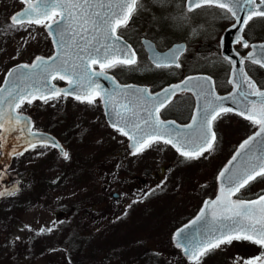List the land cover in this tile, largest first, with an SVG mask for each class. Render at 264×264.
<instances>
[{
  "label": "rangeland",
  "instance_id": "374dc122",
  "mask_svg": "<svg viewBox=\"0 0 264 264\" xmlns=\"http://www.w3.org/2000/svg\"><path fill=\"white\" fill-rule=\"evenodd\" d=\"M20 6L19 0H0V83L11 64L31 58L37 52L49 51L43 24L10 27V15ZM159 11H162L160 7ZM177 11H181L179 7ZM205 13L201 10L187 14L197 20V24L190 20L192 24L188 23V29L195 27L192 32L196 33L200 23L211 22V19L216 28L223 27L214 10L208 8ZM153 16L151 20L156 21L158 15ZM133 26L129 25L124 32L139 45L140 35ZM261 29L264 33V25ZM167 35L158 39L161 47L167 45ZM222 62L217 68L220 65L222 71L227 70ZM146 64L147 56L141 51L138 66L147 67ZM135 68L136 65L121 68V77L133 80ZM97 108L62 97L48 103L23 104L19 108L32 111L35 128H51L65 142L69 158H63L51 146L38 145L10 160L7 172L12 183L0 191L14 188L18 191L14 195L0 196V264H195L180 260L179 252L169 240L181 213L167 208L166 197L162 195L183 191L179 189L178 175L172 174L168 184L160 172L166 162L164 157L169 154L125 153L122 159L125 165L118 168L120 154L107 149L110 144H124L123 138L108 132ZM241 129L242 133L247 131L246 127ZM224 158V154L217 155L207 169L218 167ZM140 172L155 173L158 181L153 184ZM206 172V176H212ZM1 175L2 172L0 179ZM254 187L264 188V180ZM149 189L155 199L135 203L138 195ZM115 192L119 196L115 197ZM153 201L156 202L154 207ZM41 228L52 231L41 233ZM75 238L79 242L75 260H71L68 252ZM233 243L223 245V252L205 254L199 264H245L257 257L258 251L251 250L240 253L242 257L236 260L230 256L232 247L238 245L237 241ZM224 253L230 260L214 259ZM222 258L225 260H220Z\"/></svg>",
  "mask_w": 264,
  "mask_h": 264
},
{
  "label": "snow or ice",
  "instance_id": "6c2138e0",
  "mask_svg": "<svg viewBox=\"0 0 264 264\" xmlns=\"http://www.w3.org/2000/svg\"><path fill=\"white\" fill-rule=\"evenodd\" d=\"M21 2L26 6L11 17V28L39 25L44 19H51L49 14L55 9H63V14L44 25L57 47L56 54L47 59L37 56L30 65L16 66L7 74L8 78L4 82L6 87H0V129H4V132H0V141L4 140L9 131H20L27 133L24 137L27 142L24 151L36 147V143L29 139L35 138L36 142L44 147L51 143V146L58 148L60 155L67 159L69 153L58 142L33 132L30 119L18 113L16 109L25 102L31 104L36 99L44 103L58 100L61 94L63 98L74 95L76 100L89 104H94L95 97L100 96L111 126L132 141L133 155L142 152L145 147H151L152 143L162 141L172 145L186 159H192L212 149L216 140L215 133L211 131L212 122L222 114L236 111L254 125H259V130L240 145V150L229 161V164L233 161L237 163L231 169L225 168L220 176L224 178L229 193L238 192L258 177L264 178V91L256 87L243 68L234 67V60L223 57L233 65V76L239 77L238 81H228L235 87L228 96L217 95L210 78L203 77H188L183 81L182 87L177 84L153 95L148 88L122 86L105 72L107 68L117 65L132 66L137 62L130 45L115 34L116 26L121 23L118 18L123 16L126 22L128 16L125 12L127 10V13H131L136 0ZM202 4H216L224 10L226 16L230 14L241 24V32L243 25H247L253 17H264V10H259L264 6V0H260V4H257L256 0H189L188 10L191 11ZM240 13L246 14L242 23ZM235 42L241 43L242 37L237 36ZM146 46L151 51V61L156 68L172 65L179 67L177 61L182 50L180 47L162 55L150 43ZM242 46L248 48L249 44L243 41ZM253 47H258V51L250 52L244 59L264 67V45ZM91 64H99L100 70H93ZM61 73L69 78L67 89L56 88L51 83L55 77L65 79L66 76ZM101 79L108 82L109 88H104L99 83ZM95 89L100 91L95 92ZM193 89L198 105L190 124L180 127L175 121L165 122L159 118L160 110L170 104L177 90ZM253 96L258 99H250ZM226 103L235 107H225ZM258 105L260 119L255 118ZM5 123H8V128H5ZM16 154L22 155L23 152ZM16 191L18 188L0 191V196L14 195ZM205 209L207 211L202 209L191 226L185 225L175 233L176 247L181 248L196 264H199L201 256L222 245H230L233 241H250L264 247V194L256 200L238 199L229 204H225L222 197H217L211 202L206 201ZM45 231L50 232L52 229H40L41 233ZM245 264H254V261H245Z\"/></svg>",
  "mask_w": 264,
  "mask_h": 264
},
{
  "label": "flooded vegetation",
  "instance_id": "af4514ba",
  "mask_svg": "<svg viewBox=\"0 0 264 264\" xmlns=\"http://www.w3.org/2000/svg\"><path fill=\"white\" fill-rule=\"evenodd\" d=\"M175 1L176 0L139 1V6L136 10V23L134 24L133 29L138 32V35H140V42L139 45H137L135 42H132L137 52V62L135 64L136 68L133 72V75H135V77L133 80H130V82L145 85L148 87L151 93H156L165 86L182 80L187 75L206 73L213 78L215 89L218 93L226 94L231 92L234 89V84H230L228 83V81L231 77L233 65L227 60L223 59V57L225 56L223 55L222 38L225 32L231 26L236 24V19L234 17H231L230 14L226 16L224 10L220 9L216 4H202L200 7L194 8L193 10L189 11L186 7V0H177L178 3H175ZM256 2L257 4H260V0H256ZM159 7L160 9H162L161 12H157V9ZM178 7L181 10L180 12L177 11ZM208 8L214 10L215 15L218 17V19L222 20L223 27L216 28L215 21L210 18L212 20L211 22H206L205 20L204 23H200V26L196 30V33H193L192 29H194L195 27H191L188 29L187 25L189 22L190 24H192L191 21L197 24V20L195 21L191 19L189 16H187V14L189 15L190 13H195L197 11L201 12V10H203V12L205 13ZM153 15H158V21H154L153 19L151 20V18L154 17ZM207 16L209 17V15ZM207 16H205V19L207 18ZM54 18L55 17H51L49 21ZM47 22L48 21H43L39 25L42 26L43 24V27L45 29L44 25ZM263 25L264 17H253V19L250 20L247 25H243V31H240L238 34H236V37H242V42L236 43V37L233 39L232 46L243 59L253 50L254 44L264 42V33L262 30L263 28L261 29V26ZM150 29H154L160 35L155 34V31L151 32ZM45 32L49 51L46 53L42 51L40 53L37 52L33 56H31V58L20 61L31 62L37 55L50 56L56 51V47L53 43L51 35H49L46 29ZM171 33L176 34L173 35ZM165 34H168L167 45L161 47L158 42V39L162 38L161 35ZM143 37H148L152 39L160 49H167L176 42H185V51L180 55V57H178L177 61L179 67L172 65L171 67L156 68L148 57V52L142 41ZM243 41H246L249 44L248 48H244L242 46ZM141 51L147 56V67H144L143 65L138 66ZM221 61H223L222 63L224 65H227V70L223 69L222 71L220 69V65L217 68V64L221 63ZM243 63L247 73L255 80L257 86L260 89H264V67H262L261 65L254 64L252 61L247 59H244ZM13 64L8 67L6 72ZM121 66L123 65H117L113 68H107L105 69V72H110L114 74L120 81H123L115 72V69ZM91 67L95 71L100 70L99 64H91ZM6 72L4 73L3 79L5 77ZM52 80L56 86H64L69 82V79L67 77L63 80H60L58 77H55ZM95 92H99V90L95 89ZM61 97L63 98V94H61ZM63 99L72 100L75 103L80 104H89L87 102H81L76 100L74 95L71 94ZM39 102L43 101L36 99L32 103ZM24 104H27V102H25ZM92 105L98 107L97 110H99V115L104 120L103 125L106 129H108V132L112 135H117L123 138L124 144H110L107 149V151L113 153L118 152L117 154H120L121 161L118 162V168H120V166L125 165V162L122 161L125 153H133V150L130 149V139L129 137L124 136L111 126V124L107 120L104 104L100 96L95 97V103ZM197 105L198 101L196 100L194 91H176V94L175 96H173L170 104L160 110L159 118L161 120L166 121H175L176 125L184 127L192 122L191 118L193 115H196ZM20 111L25 112L31 116L34 129L43 130V128L40 127L35 128L32 111H26L21 109ZM243 127H246L247 131H244L242 133L241 128ZM211 128L213 129L216 135V140L213 143V147L211 150L204 151L203 154L199 155L198 157L186 159L185 157L180 155V153L177 152L172 145L164 144L162 141L158 143H152L151 147H145L142 152L137 153L140 154L147 152H167V154H169V157H164V159H166V162L160 168V172L162 173L164 179L168 181V184L170 183L171 177L173 175L174 177L175 175H178V180L181 182L179 189H183L184 192H170L165 195H162L163 197H166L164 200L166 201L167 208L174 211L175 213H181V217L176 222L169 236L170 243H172L173 247L176 248L179 252L178 255L180 260L187 261L190 259L185 256L181 248L176 247L173 241V234L180 227H182L191 219H193L196 215H198L206 199L213 198L217 195V192L219 190L218 178L221 170L227 164L232 155L240 147L241 143L253 132H255L259 128V125H254L252 122L240 116L236 111H234L219 116L215 121L212 122ZM44 130L55 134L51 130V128ZM93 132L98 134L97 130H94ZM62 142L66 146L65 142ZM38 145L41 144H37L36 146ZM102 145L107 146L106 143H102ZM48 146L51 145L48 144ZM29 149L31 148H28V150ZM184 150L191 151L190 149ZM24 152L25 151H23V153ZM219 154L225 155V158L222 160L221 164L218 165V167L212 166L207 169L208 165L211 164L215 160L216 156ZM206 170L209 171L212 176H210V174L206 176ZM134 173L135 172H132V174ZM140 173L142 174V176H147V179L153 182V184L154 182L156 183V181H158L155 178V173ZM262 180H264V178L258 177L254 181H251L244 188H241L238 192H232L231 196L237 200L258 198L261 194H264V188H255L254 186L260 183ZM114 196H119V193L117 196L114 194ZM146 198H151V200L152 198L153 200L155 199L151 190L139 194L138 198L135 199V203L140 202V200H146ZM153 202L154 207L156 205V202ZM85 228V226H82L83 230H85ZM239 244L240 242H238V245H234L232 247L234 250L230 253V256H234L236 260L238 258H241L240 256H238L240 253L245 254L246 252H248L249 249L248 246L244 249ZM224 246L222 245L220 248L214 251H219V253L223 252ZM255 249L256 248L252 250L254 251ZM249 250L251 251V249ZM220 257H224L226 260H230L228 256H225V253L224 255H219V257L218 255L215 256L214 259H219ZM224 258L220 260H225ZM203 259L204 255L201 256L199 260ZM170 260L172 259L170 258ZM187 263H189V261H187ZM190 263L196 264L195 261H190Z\"/></svg>",
  "mask_w": 264,
  "mask_h": 264
},
{
  "label": "water",
  "instance_id": "95a60500",
  "mask_svg": "<svg viewBox=\"0 0 264 264\" xmlns=\"http://www.w3.org/2000/svg\"><path fill=\"white\" fill-rule=\"evenodd\" d=\"M136 4V3H135ZM187 5H188V7H189V0H187ZM135 8V5L133 6V8H132V11H133V9ZM23 9V8H22ZM22 9L21 10H19V11H17V12H15L14 14H17V13H19L20 11H22ZM55 10H57L58 12H59V15H62L63 14V9H55ZM259 10H264V6H262ZM54 11V10H53ZM131 11V12H132ZM52 12H50V14H51ZM13 14V15H14ZM49 14V15H50ZM125 14L129 17L130 16V14L129 13H127V10H126V12H125ZM240 15V19H241V23H242V21L244 20V18H245V13H240L239 14ZM120 21H121V23L119 24V25H121V24H123L124 23V18H123V16H121V17H119L118 18ZM128 19V18H127ZM119 25H117L116 26V30H117V28H118V26ZM240 27H241V24H238L237 22H236V24H235V27H233V26H231L226 32H225V34H224V36H223V38H222V46H223V54H225L227 57H229L231 60H234L236 63H235V68L236 69H240V68H243V70H244V72L246 73V71H245V68H244V64L243 63H241V60H242V58H241V56L240 55H236V51L234 50V48H233V46H232V42H233V39L236 37V34H238L240 31H239V29H240ZM116 30H115V34H116ZM117 36H119L118 34H116ZM123 41H125L128 45H130V47L132 48V50L134 51V49H133V47L131 46V44L128 42V41H126L125 39H123V37H121V36H119ZM143 42H144V44H145V46H146V44H148V43H150L152 46H153V48L158 52V53H160V54H165V53H167V52H169V51H171L172 49H174V48H177V47H180L182 50L179 52V54H178V56L180 55V53L185 49V42H182V43H175V44H173L169 49H167L166 51H160V50H158L157 48H156V46L154 45V43L152 42V41H150V40H148V39H143ZM260 45H264V43H262V44H258V45H256V46H260ZM57 48V47H56ZM146 48H147V50L149 51V57L151 58V51L149 50V48L146 46ZM258 51V47H255V49L252 51V52H257ZM57 52V51H56ZM135 52V51H134ZM56 54V53H55ZM136 55V54H135ZM40 57H42V56H40ZM43 58H46V57H43ZM47 59V58H46ZM34 62V61H33ZM32 62V63H33ZM31 63V64H32ZM21 64H27V63H18V64H16V65H14L11 69H13V68H15L16 66H18V65H21ZM30 65V64H29ZM10 69V70H11ZM9 70V71H10ZM8 74V73H7ZM62 75H65V76H67L66 74H64V73H61ZM247 74V73H246ZM107 75H109V76H111V77H113L112 75H110V74H107ZM247 76L251 79V77L247 74ZM188 77H203V78H210V80H211V82L213 83V80H212V78L210 77V76H208V75H190V76H188ZM188 77H186L185 79H187ZM6 78H8L7 77V75H6V77H5V79ZM114 78V77H113ZM74 79V78H73ZM115 79V78H114ZM185 79H183L181 82H178V83H174V84H171V85H169V86H167V87H165V88H168V87H171V86H174V85H177V84H179V85H181V87L183 86V81L185 80ZM238 79H239V77H234L233 76V68H232V72H231V77H230V80H236V81H238ZM116 80V79H115ZM252 80V79H251ZM253 81V80H252ZM4 82H5V80H4ZM3 82V84L0 86V87H6V85H5V83ZM116 82L118 83V84H120V85H122V86H132V87H139V88H146V87H144V86H137V85H134V84H121V83H119L117 80H116ZM254 82V81H253ZM51 83H52V80H51ZM99 83L101 84V85H103V87L104 88H109V84H108V82L106 81V80H103V79H101L100 81H99ZM53 84V83H52ZM54 85V84H53ZM55 86V85H54ZM214 86V85H213ZM56 87V86H55ZM57 88V87H56ZM67 88H69V85L68 86H66V87H64V88H62V89H67ZM164 88V89H165ZM194 91H195V89H193ZM235 90V89H234ZM163 91V90H162ZM162 91H160V92H162ZM260 91H264V90H260ZM233 92V91H232ZM231 92V93H232ZM217 94V93H216ZM230 94V93H229ZM229 94H226V95H219V96H228ZM218 95V94H217ZM117 99H119V98H117ZM250 99H252V100H257L258 98L257 97H255V96H253V97H250ZM121 103H127V101H121ZM225 107H235L234 105H232L231 103H226L225 105H224ZM105 110H106V108H105ZM20 114H22V115H24V116H26V117H28L27 115H25V114H23V113H20ZM106 114H107V110H106ZM141 115H143V112H141ZM107 117H108V119H109V116L107 115ZM255 117H259L260 118V115H259V105L257 106V113L255 114ZM29 118V117H28ZM30 119V118H29ZM31 121V120H30ZM9 127V125H8V123H5V128H8ZM126 131H127V129H125ZM1 132H4V129H2V131ZM34 132V131H33ZM35 132H38V133H40V134H42L43 136H45V137H50V138H52L53 140H55L56 142H58V144L60 145V146H62L61 144H60V142L58 141V139L55 137V136H53L52 134H50V133H47V132H40V131H35ZM130 135H131V133H130ZM25 136H27V133H21L20 131H9L8 133H7V135L5 136V138H4V140L3 141H0V148L3 150V153H2V157H1V159H0V168H4L7 164H8V161H9V159H10V157H11V155L14 153V152H18V151H20V150H22L23 148H25L26 146H27V142L25 141V139H24V137ZM253 136V135H252ZM30 140H31V142H33V143H36V139L35 138H29ZM146 140L148 139L147 137L145 138ZM131 143H132V141L130 140V146H131ZM63 147V146H62ZM64 148V147H63ZM240 150V149H239ZM238 150V151H239ZM237 163V161H233L232 162V164H229V166H228V168L229 169H231L235 164ZM10 183V179L8 178V179H6L5 181H2V182H0V185L1 184H4L5 186H7L8 184ZM222 189H223V192H222ZM228 186L225 184V182H224V179L222 178V180H221V190H220V193H219V195L217 196V197H222V199H223V201H224V203L225 204H229V203H231L233 200L231 199V197L229 196V192H228ZM217 197H215L214 199H208L207 200V202H211V201H213V200H216V198ZM258 207V206H257ZM204 210H206L207 211V209H205V205H204V208H203ZM200 215V214H199ZM196 219V218H195ZM194 219V220H195ZM193 221V220H192ZM192 221L190 222V223H188V224H186V225H189V226H191V223H192ZM185 226V225H184ZM184 226L183 227H181V228H184ZM180 228V229H181ZM180 229H178L177 231H179ZM176 231V232H177ZM174 239H175V236H174ZM175 242L177 243V240L175 239ZM180 242L182 243L183 242V239L181 238V240H180ZM254 264H264V260H262V261H260V262H256V263H254Z\"/></svg>",
  "mask_w": 264,
  "mask_h": 264
},
{
  "label": "trees",
  "instance_id": "16d2710c",
  "mask_svg": "<svg viewBox=\"0 0 264 264\" xmlns=\"http://www.w3.org/2000/svg\"><path fill=\"white\" fill-rule=\"evenodd\" d=\"M134 17H135V16H134ZM134 17H133V19H134ZM133 19H132V20H133ZM78 242H79V241H78ZM241 247H242V246H241Z\"/></svg>",
  "mask_w": 264,
  "mask_h": 264
}]
</instances>
